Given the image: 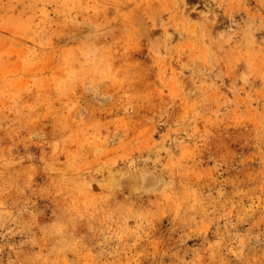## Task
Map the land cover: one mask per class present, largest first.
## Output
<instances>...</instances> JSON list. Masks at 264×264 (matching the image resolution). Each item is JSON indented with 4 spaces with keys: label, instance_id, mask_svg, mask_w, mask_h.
Returning a JSON list of instances; mask_svg holds the SVG:
<instances>
[{
    "label": "rangeland",
    "instance_id": "rangeland-1",
    "mask_svg": "<svg viewBox=\"0 0 264 264\" xmlns=\"http://www.w3.org/2000/svg\"><path fill=\"white\" fill-rule=\"evenodd\" d=\"M0 264H264V0H0Z\"/></svg>",
    "mask_w": 264,
    "mask_h": 264
}]
</instances>
